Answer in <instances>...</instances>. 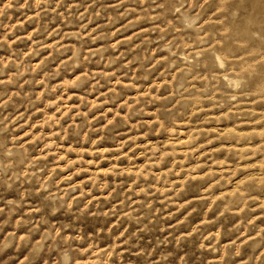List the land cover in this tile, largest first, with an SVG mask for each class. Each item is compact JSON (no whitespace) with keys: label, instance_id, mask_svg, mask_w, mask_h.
<instances>
[{"label":"rangeland","instance_id":"rangeland-1","mask_svg":"<svg viewBox=\"0 0 264 264\" xmlns=\"http://www.w3.org/2000/svg\"><path fill=\"white\" fill-rule=\"evenodd\" d=\"M0 264H264V0H0Z\"/></svg>","mask_w":264,"mask_h":264}]
</instances>
